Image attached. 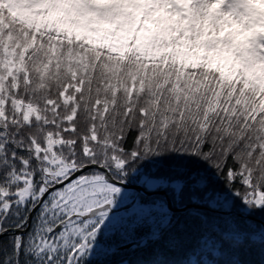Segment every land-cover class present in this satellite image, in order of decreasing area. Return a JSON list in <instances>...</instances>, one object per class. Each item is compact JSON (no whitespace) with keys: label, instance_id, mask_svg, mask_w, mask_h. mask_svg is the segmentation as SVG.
Instances as JSON below:
<instances>
[{"label":"snow or ice","instance_id":"1","mask_svg":"<svg viewBox=\"0 0 264 264\" xmlns=\"http://www.w3.org/2000/svg\"><path fill=\"white\" fill-rule=\"evenodd\" d=\"M0 264H264V0H0Z\"/></svg>","mask_w":264,"mask_h":264}]
</instances>
